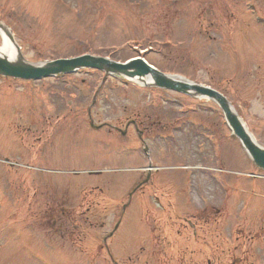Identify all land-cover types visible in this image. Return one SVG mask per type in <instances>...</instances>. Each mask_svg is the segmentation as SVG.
<instances>
[{"label":"rangeland","instance_id":"1","mask_svg":"<svg viewBox=\"0 0 264 264\" xmlns=\"http://www.w3.org/2000/svg\"><path fill=\"white\" fill-rule=\"evenodd\" d=\"M100 1L0 21L30 66L88 49L211 87L264 149V0ZM103 77L0 76V264H264V171L217 103L116 73L93 100Z\"/></svg>","mask_w":264,"mask_h":264},{"label":"water","instance_id":"2","mask_svg":"<svg viewBox=\"0 0 264 264\" xmlns=\"http://www.w3.org/2000/svg\"><path fill=\"white\" fill-rule=\"evenodd\" d=\"M79 69H96L104 71L106 74L116 73L130 80L150 76L154 86L157 88L180 94L193 93L198 97L215 101L224 113L232 134L240 140L257 167L264 170V149L259 147L255 141L251 139L243 127V124L232 112L229 103L223 95L209 87L192 84L186 81L183 82L181 78L177 76L165 75L147 64L143 59H136L126 64H120L104 58L85 55L73 59H61L47 62L43 66L35 67L23 62L14 65L0 58V75L30 81H36L60 74H69Z\"/></svg>","mask_w":264,"mask_h":264},{"label":"bare ground","instance_id":"3","mask_svg":"<svg viewBox=\"0 0 264 264\" xmlns=\"http://www.w3.org/2000/svg\"><path fill=\"white\" fill-rule=\"evenodd\" d=\"M0 40H1L0 41V58L14 65L21 64L22 61L20 59L19 52L14 44V41L12 40V33L10 29L1 21H0ZM43 65H40V66H43ZM133 81L137 83L139 86H143V87H151L154 84L150 76H146L143 78H136V79H133ZM232 112L236 115L234 109H232ZM241 123L243 124V127H245L244 123L243 122ZM248 134L253 140L254 138L252 137V135L249 132Z\"/></svg>","mask_w":264,"mask_h":264},{"label":"trees","instance_id":"4","mask_svg":"<svg viewBox=\"0 0 264 264\" xmlns=\"http://www.w3.org/2000/svg\"><path fill=\"white\" fill-rule=\"evenodd\" d=\"M97 3H101V1L100 0H95ZM129 2H132V3H134V4H140L141 2H144L145 0H128ZM75 48V50H80V49H82L83 50V47H81V48H79V47H74ZM77 53H76V55H82V54H86L87 52H89V50L88 49H84V52L83 53H80V51H76Z\"/></svg>","mask_w":264,"mask_h":264}]
</instances>
